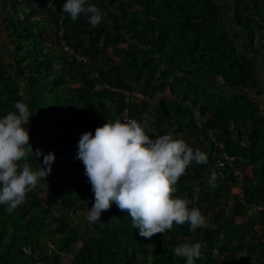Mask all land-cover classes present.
<instances>
[{
  "label": "trees",
  "instance_id": "16d2710c",
  "mask_svg": "<svg viewBox=\"0 0 264 264\" xmlns=\"http://www.w3.org/2000/svg\"><path fill=\"white\" fill-rule=\"evenodd\" d=\"M65 2L0 0V35L11 43L8 64L0 40V118L26 102L34 152L56 157L49 196L41 182L15 212L0 205V264H61L65 255L71 264H186L173 249L196 242L206 246L195 264H264V213L250 215L264 204V117L245 92H260L262 0H88L104 16L96 28L84 16L72 22ZM124 91L160 100L137 103ZM126 112L152 139L170 135L208 154L207 164L186 169L174 193L201 211L206 228L174 224L166 236L143 238L115 203L100 220L88 219L94 195L76 159L80 137L124 121ZM210 133L237 167L253 166L243 202L231 169L215 188L207 184L219 158L214 143L204 150ZM28 162L39 167L32 156Z\"/></svg>",
  "mask_w": 264,
  "mask_h": 264
},
{
  "label": "clouds",
  "instance_id": "9594fccd",
  "mask_svg": "<svg viewBox=\"0 0 264 264\" xmlns=\"http://www.w3.org/2000/svg\"><path fill=\"white\" fill-rule=\"evenodd\" d=\"M62 13L67 14L72 22L84 16L93 28L104 19L101 9L88 0H66ZM134 100L137 103L151 102L147 97L141 101ZM13 109L0 118V205L9 214L15 212L28 194L41 186V182L46 181L56 159L54 153L44 154L39 149L34 152L30 133L24 127L33 114L28 104L18 100ZM210 136L215 139L212 133ZM210 141L219 149L220 158L222 150L212 139ZM29 156L39 164L35 170L28 162ZM39 157H43V165L39 163ZM76 159L83 163L84 175L92 186L94 202L88 212L90 221L100 220L102 212L110 210L115 203L121 211L127 212L132 226L139 229L143 238L151 239L157 234L166 236L174 224H188L192 232L207 227V220L198 208H190L187 199L174 196L177 191L175 185L193 162L208 163L207 153L193 149L183 139L170 135L152 139L137 120L117 118L98 127L94 135L91 131L83 133ZM236 164L237 158L235 167L243 173L245 180V170ZM217 176L215 171L209 175L207 184L210 187L217 186ZM235 183L234 190H237L239 185ZM235 194L239 197V193ZM258 206L264 204L251 206L250 215L262 214L254 212ZM205 246L199 242L183 243L173 249V254L183 258L186 264H195L196 260L203 258Z\"/></svg>",
  "mask_w": 264,
  "mask_h": 264
},
{
  "label": "built area",
  "instance_id": "2783aa9c",
  "mask_svg": "<svg viewBox=\"0 0 264 264\" xmlns=\"http://www.w3.org/2000/svg\"><path fill=\"white\" fill-rule=\"evenodd\" d=\"M124 94L127 96L128 100L137 99L138 101H141V100L145 99L144 96H142L138 93H135V92L124 91ZM129 119H131V118L128 115V113L126 112L124 114V121L129 120ZM212 140L216 143V145L220 148V150H222L221 157L217 161L215 169H214V171L218 174L217 178L220 176H224L223 174L227 171V169H231L233 174H234V179L237 182V184L239 185L237 188V193H239L240 199H243V197H242V195H243L242 186L244 183V175L240 170L236 169V167H235L236 158L231 157L227 153H225V151L223 150L222 144L216 142L214 138ZM88 202H92V199L90 197H88L86 200V203H88ZM254 212L256 214L264 213V206L255 207Z\"/></svg>",
  "mask_w": 264,
  "mask_h": 264
},
{
  "label": "crops",
  "instance_id": "0c3cea01",
  "mask_svg": "<svg viewBox=\"0 0 264 264\" xmlns=\"http://www.w3.org/2000/svg\"><path fill=\"white\" fill-rule=\"evenodd\" d=\"M262 13L261 16L264 19V0H262ZM257 72H258V78H259V91H246L248 92V96L255 102L257 103L259 110H260V117H264V62H258L257 65ZM214 87L216 86V84L213 85ZM244 90V89H243ZM222 92V91H221ZM224 92H228L229 94H231V91H227L226 89H224ZM211 142H207V140L205 139L204 141V150L208 153L212 152V146H211ZM208 155V154H207ZM246 175L249 177H253V166H249L246 171H245ZM233 193H236V189L233 190ZM73 260V257H70L68 255H65V257L62 258L61 260V264H71Z\"/></svg>",
  "mask_w": 264,
  "mask_h": 264
},
{
  "label": "rangeland",
  "instance_id": "374dc122",
  "mask_svg": "<svg viewBox=\"0 0 264 264\" xmlns=\"http://www.w3.org/2000/svg\"><path fill=\"white\" fill-rule=\"evenodd\" d=\"M227 1V0H226ZM4 7V6H3ZM2 7V8H3ZM5 10H4V12L6 11V14H4V15H2V16H4L3 18L5 19V18H7V16L9 17V11H10V6H6L5 8H4ZM3 19V20H4ZM3 22V21H2ZM1 28V27H0ZM1 32V31H0ZM4 37V33H2L1 35H0V40L1 41H3V43L1 44V46L4 48L3 49V54L5 55V59L7 60L6 62L9 64V56H8V49H9V47L10 46H8V45H10L11 43H10V38H8V37H6V39L5 38H3ZM5 41V42H4ZM84 60H86V59H84ZM74 87H78V85L76 84V85H74ZM166 96V95H165ZM166 97H168V95L166 96ZM165 97V98H166ZM158 100H153V99H151V102L150 103H157L159 100H160V97L159 98H157ZM200 123V122H199ZM210 139H213V137L212 136H210ZM207 140V142H209V139H206ZM204 141H205V139H204ZM224 150L226 151V149L224 148ZM227 152V151H226ZM43 187H44V189H45V193H46V195H48L49 196V194H50V191H49V187H48V183L46 182V181H43ZM236 192H237V190H236ZM51 197V196H50ZM53 200H55V198H53V197H51ZM55 212H56V214H59V209H57V210H55ZM239 220L240 219H238V222H239ZM82 229H83V231H84V237L86 236V238H88V237H90L92 234L91 233H89V231L87 230V228L85 227V226H82ZM48 241H49V239H48ZM46 246H48L47 247V249L49 250V249H51V250H53L52 248H53V244H51V243H49V242H47V244H46ZM51 250H50V253H51ZM65 257V256H64Z\"/></svg>",
  "mask_w": 264,
  "mask_h": 264
}]
</instances>
